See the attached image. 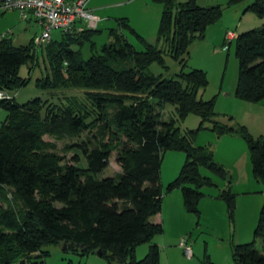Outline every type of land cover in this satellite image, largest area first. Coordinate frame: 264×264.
<instances>
[{"label": "trees", "instance_id": "obj_1", "mask_svg": "<svg viewBox=\"0 0 264 264\" xmlns=\"http://www.w3.org/2000/svg\"><path fill=\"white\" fill-rule=\"evenodd\" d=\"M157 1L162 5L157 41L165 49L139 37L127 19L118 20L121 32L108 31L111 41L99 51L93 42L100 33L97 28L61 32L59 41L40 47L50 73L36 86L45 91L82 90L83 100L69 97L55 104L35 98L15 103L11 93L30 82L19 76L20 68L26 63L37 65V47L32 39L15 46L10 37L0 38V90L12 96L0 101V109L7 111L0 128V204L6 205L0 206V264H45L50 246H64L79 256L100 251L108 264H159L156 245H150L139 261L135 251L162 234V226L151 219L161 212L164 195L173 190L180 189L185 211L199 217L201 190L217 188L201 169L225 182L216 198L225 202L233 222L232 176L214 161L210 146L194 145L202 130L244 142L252 176L264 195V135H252L240 123L215 121V97L206 101L198 96L208 85L206 74L184 71L192 43L202 40L226 9L248 0H227L225 5L210 7H200L198 0ZM246 12L264 19V0H253ZM125 31L138 39L143 51L129 43ZM234 40L238 71L233 96L259 104L264 100V24ZM85 44L91 54L86 60L81 53ZM164 56L179 65L175 78L149 72L152 64L167 70ZM167 105L175 107L177 120L162 121L161 111ZM190 114L199 118V125L182 133L175 122ZM227 120L232 122L233 117ZM206 123L211 126L205 127ZM92 130V139L67 147L75 149L71 163H64L55 144L44 140L46 136L57 141L79 139ZM168 151L183 153L185 161L176 178L162 188L160 166ZM113 152L121 171L114 178L97 179ZM256 241L261 242V251ZM231 260L264 264V202L253 241L232 245Z\"/></svg>", "mask_w": 264, "mask_h": 264}, {"label": "rangeland", "instance_id": "obj_2", "mask_svg": "<svg viewBox=\"0 0 264 264\" xmlns=\"http://www.w3.org/2000/svg\"><path fill=\"white\" fill-rule=\"evenodd\" d=\"M124 1L96 0L100 5L112 4L105 10L103 17L106 19L102 24H99L98 30L100 33L93 39L97 50L99 51L102 45L111 41L108 37L109 30L117 29L121 32L118 20L124 17L129 20L130 25L139 37L150 45L157 46L159 49H165V44L157 41L162 5L157 0ZM185 1L176 0V3H183ZM211 1L221 3V5H225L227 2V0ZM114 3H118V5H113ZM238 8V6H234L226 9L222 18L209 27L208 31L206 30L207 32H205L204 38L192 43L188 49V56H185L186 66L184 71L201 70L206 74L208 85L204 90L199 92L198 96L206 101L215 97V121L231 125L234 123H245L249 132L252 135H256V133L259 134L260 127H262L259 123L263 115L254 112L255 107L253 105L242 102L233 96L237 80L238 64L235 58V40L229 39V36L231 34L233 35V32L240 34L258 28L254 26L258 19L249 12L242 13L241 16ZM247 14L250 15L240 25L239 19ZM250 17L252 21H249L248 18ZM238 26L245 30L237 32ZM40 33L41 29L34 21L22 19L16 11H8L3 16H0V38L3 36L10 37L15 46L27 45L34 36ZM61 34L60 31H53L52 40L59 41ZM124 34L129 43L137 51L144 50V47L134 35H130L127 31ZM81 53L85 60L90 57L89 44H85L82 47ZM164 59L167 70L157 64H152L149 67V72L156 76L162 75L164 78H175L180 70L179 65L169 56H164ZM36 62L37 65L35 66L31 63H26L21 66L19 76L21 78H30V82L24 88L11 93L14 95L15 103L24 104L35 98H41L42 100H48L51 103L57 104L69 97H77L81 100L85 98L82 90L45 91L39 89L36 86V81L50 73L48 62L43 57L41 48H37ZM161 114L162 121L164 122L177 120L174 106H165ZM228 117H233V121L229 122L227 120ZM6 118L7 111L0 109V128ZM199 122L200 120L196 115L190 114L183 122L176 121L175 126L179 127L183 133L186 130L197 128ZM204 126L210 127L211 125L210 123H206ZM94 133V130L90 132L86 131L79 139L72 140L64 139L57 141L47 136L44 137V140L55 144V151L63 157L64 163H71L75 149H68L67 147L75 143H80L88 138L92 139ZM194 145L210 146L214 151V161L226 165H229L232 156L237 155L241 149H245L247 152L246 146L240 138L229 135L217 137L209 130L200 131L194 140ZM184 161L185 155L183 153L168 151L163 154L160 166V184L162 188L176 178ZM120 171L121 168L117 163V152H113L110 156L108 167L96 177L99 180L114 178ZM200 171L203 176L212 178L217 188H203L201 190L204 193V197L200 199L198 204L199 217L185 211L180 189H175L168 195H164L162 200L164 202L162 216L165 219V223L162 226V234L154 236L151 243L140 245L136 249L134 254L136 261L143 259L147 254L148 247L154 244L159 250V264H169L172 262L189 264L182 249L179 247V243L182 240H186L192 249L193 256L190 259H193V262H200L202 264L209 261L212 264H228V262L229 264H233L229 245L234 244L236 208L232 222L228 217L225 202L216 198L218 190L226 187L225 182L214 177L206 169H201ZM232 187H234L233 184L231 185ZM232 192L234 193L233 190ZM235 195V198H237V194ZM174 196L178 198L177 206L175 205ZM8 199H10V195H8ZM0 206L2 208L6 207L5 203H1ZM172 214L175 216L174 220L169 222L170 215ZM47 250L50 254L46 258L45 264H108L98 254L79 256L78 253L67 250L64 246H50ZM227 257H229V261H227Z\"/></svg>", "mask_w": 264, "mask_h": 264}, {"label": "crops", "instance_id": "obj_3", "mask_svg": "<svg viewBox=\"0 0 264 264\" xmlns=\"http://www.w3.org/2000/svg\"><path fill=\"white\" fill-rule=\"evenodd\" d=\"M128 1L129 0H127V2ZM252 1L253 0H248L246 1V3L238 5L239 7L238 11H240L241 16H242L244 8L247 5H249ZM123 2L125 1L123 0ZM123 4H126V3H123ZM198 4L200 7H210V6L221 5V3H218V2L214 3V1H211V0H203V1L198 0ZM111 5L112 4L100 5L98 2H96V0H88L87 8L98 19V23L96 26L97 29H98L99 24H102L105 21L106 18L103 17L104 12ZM113 5H118V3H114ZM248 15L250 14L244 15L241 19H239L240 25L242 24L243 20L246 19V17H248ZM122 19H126V18L124 17ZM248 19L249 21H252L251 17ZM263 24H264V19H258L254 26L260 27ZM239 26L237 27L238 28L237 32H240L241 30L243 31L245 30V29H241ZM208 28L206 29L207 31H208ZM248 28H251V27H248ZM237 34L233 32L232 40H234ZM250 105H253V107H255L253 110L254 112H256L257 114L261 113L263 115V117H261V122L259 123L262 126L260 127L259 134L257 133L256 135L254 133L253 134L254 136L264 135V100L263 102L259 104H250ZM240 124L247 127L245 123H240ZM218 164L222 165L232 176V184L234 186L232 187V190L234 191L235 194H237L236 212H235V221H236L235 226L236 227L234 228V231H235L234 239H233L234 244L229 245L230 250H231L232 245L245 244V243H249L253 241V230L257 222L259 210L264 202V195L261 192L262 185L259 182H257L252 176L251 166L248 161V155L245 149H241L237 155L232 156V158L230 159L229 165L221 164V163H218ZM230 164H231V167H230ZM174 199H175V205L177 206L178 204L177 196H174ZM163 205H164V202H162L161 212L151 219L152 223L160 224L161 226L164 225L165 219L162 216ZM175 210L177 211L176 207H175ZM174 217L175 216L173 214L170 215L169 222H171V220H174ZM256 246H257V249L261 251L262 245L260 241H256ZM148 250H149V247L147 249V252ZM187 260L189 264H201L200 262H193V259H187ZM227 261H229V257H227ZM169 264H177V262H172ZM206 264H212V263L208 261V263Z\"/></svg>", "mask_w": 264, "mask_h": 264}, {"label": "built area", "instance_id": "obj_4", "mask_svg": "<svg viewBox=\"0 0 264 264\" xmlns=\"http://www.w3.org/2000/svg\"><path fill=\"white\" fill-rule=\"evenodd\" d=\"M88 0H0V12L16 11L21 18L34 21L41 33L33 37V45L43 47L52 40L53 31L69 32L73 29H95L98 19L87 8ZM231 37V38H230ZM233 35L229 36L232 39ZM12 96L0 90V101ZM184 256L190 259L191 246L186 240L179 243Z\"/></svg>", "mask_w": 264, "mask_h": 264}, {"label": "water", "instance_id": "obj_5", "mask_svg": "<svg viewBox=\"0 0 264 264\" xmlns=\"http://www.w3.org/2000/svg\"><path fill=\"white\" fill-rule=\"evenodd\" d=\"M97 254H98V256H100V255H101V254H100V251H98Z\"/></svg>", "mask_w": 264, "mask_h": 264}]
</instances>
